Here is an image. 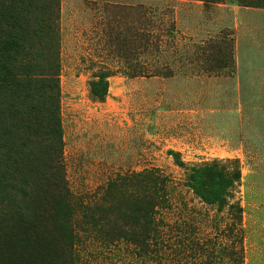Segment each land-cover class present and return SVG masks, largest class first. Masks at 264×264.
Instances as JSON below:
<instances>
[{
	"label": "rangeland",
	"instance_id": "rangeland-1",
	"mask_svg": "<svg viewBox=\"0 0 264 264\" xmlns=\"http://www.w3.org/2000/svg\"><path fill=\"white\" fill-rule=\"evenodd\" d=\"M58 1L23 59L32 86L54 50L62 144L36 178L32 131L0 133V264H264V3Z\"/></svg>",
	"mask_w": 264,
	"mask_h": 264
},
{
	"label": "trees",
	"instance_id": "trees-1",
	"mask_svg": "<svg viewBox=\"0 0 264 264\" xmlns=\"http://www.w3.org/2000/svg\"><path fill=\"white\" fill-rule=\"evenodd\" d=\"M252 1L254 4L264 3V0ZM58 8V0H0V133L6 134L11 122L15 126L24 122L21 129L32 131L35 156L32 173L36 178L41 171L44 177L45 172L52 169L47 165L48 156L58 158L62 144L58 105L60 91L56 79L59 64L53 57L54 50L51 51L47 73L39 74L42 77L36 78L30 86L27 80L35 75L33 72L37 65H33L31 60L24 61L23 56L38 32L36 23L45 19L48 25L43 28L51 30L54 24L51 22L58 19ZM107 88L108 84L102 77L92 85L91 94L102 99ZM27 125L29 130L25 129ZM39 137L44 138V143L39 144ZM173 159L182 166L177 155L174 154ZM222 173L215 167L204 166L190 176L193 192L204 203L213 204L220 200L230 187L232 179ZM63 195L68 196V190L63 189Z\"/></svg>",
	"mask_w": 264,
	"mask_h": 264
}]
</instances>
